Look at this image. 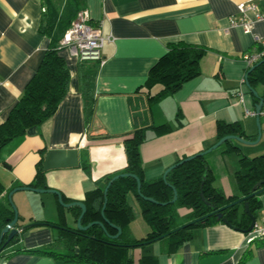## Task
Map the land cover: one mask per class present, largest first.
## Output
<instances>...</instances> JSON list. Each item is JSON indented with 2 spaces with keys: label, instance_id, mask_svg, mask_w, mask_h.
Listing matches in <instances>:
<instances>
[{
  "label": "crops",
  "instance_id": "crops-1",
  "mask_svg": "<svg viewBox=\"0 0 264 264\" xmlns=\"http://www.w3.org/2000/svg\"><path fill=\"white\" fill-rule=\"evenodd\" d=\"M250 2L258 12H264V0H0V122L18 101L47 48L49 40L39 31L46 7L53 5L62 13L70 5H76V13L85 9L91 24L102 21L101 33L115 37L113 43H105L101 49L89 121L82 97L80 62L70 58L65 49L60 52L70 70L68 91L35 135L15 138L1 150L0 182L4 194L33 180L36 165L48 149H76L77 167L52 168L44 172V178L48 188L58 190L71 201H83L86 192L125 166L124 135L141 118L171 128L145 131L139 151L146 181L161 178L178 160L215 143L217 121L238 123L252 140L260 131L256 144L234 143L238 151L226 153L219 148L206 156L214 186L225 197L240 196L234 178L239 158L264 154V116H259L258 127L256 116L245 114L246 110L255 111L256 103L247 87L240 85L247 68L241 57L262 47L264 20L254 21L248 32L230 21L253 20L254 11L243 14L238 10L239 3ZM179 42L207 48L200 60V75L183 83L174 93L148 104L138 88L167 48ZM255 91L264 97V85H256ZM91 132L98 138H90ZM104 133L111 137H102ZM84 164L89 165L88 169H83ZM38 196L28 190L12 195L20 225L44 220L67 224L68 217L75 224L73 212L66 208L67 211L61 212L55 197L47 200L50 208L46 213L43 210L46 204ZM259 200L256 222L264 217V193ZM127 201L133 213L135 209L140 211L133 196H128ZM175 211L178 223L191 220L190 208L182 206ZM133 219L128 239L136 238ZM57 237L56 228L34 226L26 236L18 237L15 246L25 250L51 247L61 252ZM145 249L156 257L158 264H264V240L248 243L245 232L222 222L193 229L190 238L173 252L168 253L161 242L149 244ZM144 252L143 248H134L135 261ZM0 264L92 263L19 251L0 255Z\"/></svg>",
  "mask_w": 264,
  "mask_h": 264
},
{
  "label": "trees",
  "instance_id": "trees-1",
  "mask_svg": "<svg viewBox=\"0 0 264 264\" xmlns=\"http://www.w3.org/2000/svg\"><path fill=\"white\" fill-rule=\"evenodd\" d=\"M76 10V5H70L62 13H59L53 5L45 8L39 31L47 36L49 42L18 101L10 108L6 118L0 122V153L11 140L24 136L31 127H35L37 130L44 120L55 113L65 97L69 88L70 70L64 56L60 53L64 50L60 41L74 20ZM206 52L207 48L200 45L182 42L171 44L149 69L147 78L138 88V92L145 97L148 104L174 93L183 83L200 75V60ZM85 62H80L79 72L86 120L89 121L93 114L90 97L99 64L97 61L92 64ZM249 68H246L245 71L248 85L253 89L258 84L264 85V63L250 72ZM253 100L255 103L258 102L255 97ZM149 128L171 130L166 124L156 126L151 121L138 118V122L134 121L132 130L124 135L126 137L122 142L125 166L120 171L108 174L103 180V184L85 193L83 203L86 206V211L81 219V224L86 225L89 222L100 221L103 223L105 231L97 224L86 230H79L75 226H68L60 221H36L39 223L36 226H50L58 229L56 242L62 247L61 252L54 251L51 247L25 250L15 246L19 240L18 237L5 242V235L0 245V255L7 256L19 251H27L54 254L67 260L92 264H158L156 257L145 249L154 242H161L168 253L173 252L190 238L193 229L222 222V218L227 221L226 225L229 227L245 232L244 230L250 224V219L243 209V204L246 202L249 211L256 216V210L260 206L259 195L264 193V184L253 190L256 183L264 179V154L252 158L241 155L239 158L234 178L240 196L225 197L214 186L213 175L206 161L207 154L171 169L166 174L165 180L161 177L157 180L146 181L143 177L139 147L144 140L145 131ZM215 131L217 140L225 135H235L252 140L245 135L241 126L236 122L217 121ZM92 132L89 137L98 138ZM102 137L109 138L111 136L104 133ZM219 148H224L226 153L238 151L234 142L229 140L222 143L217 149ZM42 161V159L38 161L34 178L27 184L28 186L48 188L44 178L45 171L42 170ZM88 166V164H84L83 169H88ZM118 173L135 175L141 184V195L153 198L156 202L147 201L138 194L136 180L133 177H119L114 180L106 192V205L103 213L104 218L121 228L120 235L112 237L117 231L104 222L101 209L104 201L103 188L110 178ZM170 186L175 187L177 192V198L173 203H169L173 197ZM4 189V185L0 182V232L13 218V211L7 199L8 191L4 194ZM130 195L138 202L141 216L148 226L147 233L140 238L128 239L127 237L129 224L133 219V212L127 201V197ZM54 197L58 209L64 212L66 209L59 205L56 196ZM62 198L64 202L71 201L63 195ZM157 202H166L167 204L160 205ZM182 206L191 209V220L178 223L175 210ZM68 210L73 212L74 222H76L80 209L74 206ZM218 214H221V218H218ZM256 240L264 239H254L249 243ZM6 248L8 250H5ZM134 248L145 250L137 261L132 254Z\"/></svg>",
  "mask_w": 264,
  "mask_h": 264
},
{
  "label": "water",
  "instance_id": "water-1",
  "mask_svg": "<svg viewBox=\"0 0 264 264\" xmlns=\"http://www.w3.org/2000/svg\"><path fill=\"white\" fill-rule=\"evenodd\" d=\"M261 63H264V59H261L260 61H258L257 63H255L253 66H251L249 68V72L251 70H253L255 67H257L258 65H260ZM246 74L244 75V84L245 86L247 87V89L249 90L250 94L253 95V97L257 98L258 99V102L254 105L255 107V113H256V123H257V126L259 127V123H258V119H259V111L262 107V104H264V98L260 97L255 89L251 88L249 85H248V82L246 81ZM27 135L31 136V135H35L36 134V128L35 127H31L30 129H28ZM259 138H260V131H258L257 133V137L254 139V140H248V139H245V138H242V137H239V136H235V135H225L223 137H221L220 139H218L215 143H213L212 145H210L209 147H207L206 149L202 150V151H199L193 155H190V156H187L183 159H180L178 160L177 162H175L174 164H172L171 166H169L164 172H163V175H162V179L165 180V176L166 174L173 168L185 163V162H188L196 157H199V156H203V155H206L208 153H210L211 151L217 149L222 143H224L225 141H236V142H239V143H242V144H246V145H253V144H256L258 141H259ZM79 164V161H78V152L76 149H48L44 155V158H43V161H42V170L46 171V170H49V169H52V168H66V167H77ZM133 177L135 180H136V189H137V192L139 195H141L140 193V181L139 179L135 176V175H132V174H129V173H118L114 176H112L110 178V180L106 183V185L104 186L103 188V195H104V201H103V206H102V209H101V216L103 217V220L105 223L111 225L117 232L115 235H113L112 237H118L121 233V228L116 226V225H113L112 223H110L106 218H104V208H105V205H106V192L108 190V188L110 187V185L112 184V182L114 180H116L117 178L119 177ZM262 184H264V179L258 181L256 183V185L253 187V190L256 189L257 187H260ZM172 188V191H173V197L172 199L169 201V203H173L175 202L176 198H177V192H176V189L175 187L173 186H170ZM24 190H28V191H34V192H37V193H50L54 196H56L57 198V202L59 205H61L62 207L68 209V208H71V207H78L80 209V213L76 219V228L79 229V230H86L88 227L94 225V224H97L99 226L102 227V229L105 231V228H104V225L102 222L100 221H93V222H90L88 224H86L85 226H83L81 224V219L83 217V215L85 214V211H86V206L85 204L82 202V201H70V202H64L63 201V198H62V194L56 190V189H53V188H35V187H31V186H28V185H23V186H17V187H14L12 188L8 194H7V199H8V202L9 204L11 205V208H12V211H13V218L5 225V227L1 230L0 232V245L2 243V240L4 238V236L6 235V239H5V242H9L11 239H13L14 237H18L19 234L24 231V233L22 234V236H26L28 234V230L36 225H38L39 223H37L36 221L34 222H30V223H26V224H23V225H20V223H18L19 219H20V216L18 215V210L15 206V204L13 203V200H12V195L17 192V191H24ZM201 194V197L203 199V195H202V192L200 193ZM142 196V195H141ZM145 200L147 201H150V202H156L153 198H150V197H145V196H142ZM158 204L160 205H165L167 204L166 202H163V203H159L157 202ZM243 209L244 211L247 213L249 219H250V224L249 226L244 230L245 233H248L252 227L254 226V224L256 223V216H254L248 209V206H247V203L245 202L243 204ZM218 218H221V214H218ZM222 222L224 224H227V221L222 218ZM5 244V243H4ZM3 244V245H4Z\"/></svg>",
  "mask_w": 264,
  "mask_h": 264
},
{
  "label": "built area",
  "instance_id": "built-area-1",
  "mask_svg": "<svg viewBox=\"0 0 264 264\" xmlns=\"http://www.w3.org/2000/svg\"><path fill=\"white\" fill-rule=\"evenodd\" d=\"M238 10L241 13H245L247 10L255 12L254 19H231V25L239 26L245 32H248L254 21L264 20V12H258V9L254 3H239ZM103 22L100 21L95 25L90 23L89 13L85 9L77 11L74 20L70 27L66 30L63 38L60 41L61 47H63L70 58L82 61H97L99 64L102 61L101 49L105 43H113L115 37L111 34L103 35L101 33V27ZM262 47L254 52L244 53L241 57L246 67H251L261 59H264V40H261ZM245 87L244 78L240 84ZM241 97L244 92L241 90ZM246 115H256L255 111H245ZM260 116H264V104L259 111ZM246 239L248 243L254 239H264V217L260 222H256L252 229L246 233Z\"/></svg>",
  "mask_w": 264,
  "mask_h": 264
},
{
  "label": "rangeland",
  "instance_id": "rangeland-1",
  "mask_svg": "<svg viewBox=\"0 0 264 264\" xmlns=\"http://www.w3.org/2000/svg\"><path fill=\"white\" fill-rule=\"evenodd\" d=\"M234 143L239 144V145H243L242 143H239V142H236V141H234ZM210 153H208L207 155H209ZM31 192L34 193L35 195H39L38 197H42L44 203L46 204L44 206L43 210L46 213H48V207L50 208V205L47 204V200L48 199H53L54 196L52 194H50V193H37V192H34V191H31ZM38 209L41 210L42 208L39 206ZM34 211L36 212L35 209H34ZM133 214H134V219H133V223L131 225H132V227L135 228L134 236L136 238H140V237L144 236L147 233V231H148L147 229L148 228L146 227V224H145L146 222L143 220V218L141 216V212L139 210L135 209ZM66 225H68V226H76L75 224H73V222L71 220V217H68V221H67ZM133 255H135V254L133 253Z\"/></svg>",
  "mask_w": 264,
  "mask_h": 264
},
{
  "label": "flooded vegetation",
  "instance_id": "flooded-vegetation-1",
  "mask_svg": "<svg viewBox=\"0 0 264 264\" xmlns=\"http://www.w3.org/2000/svg\"><path fill=\"white\" fill-rule=\"evenodd\" d=\"M83 202V201H82ZM90 223V222H89ZM88 224V223H87ZM75 225H76V222H75ZM83 226H85V225H83ZM24 233V231H22L20 234L22 235ZM19 234V236L18 237H20L21 235ZM76 250H78V249H76Z\"/></svg>",
  "mask_w": 264,
  "mask_h": 264
}]
</instances>
